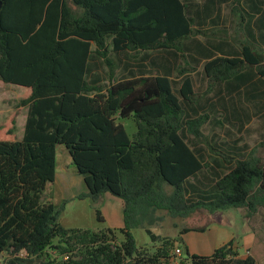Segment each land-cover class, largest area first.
<instances>
[{
	"label": "trees",
	"instance_id": "obj_1",
	"mask_svg": "<svg viewBox=\"0 0 264 264\" xmlns=\"http://www.w3.org/2000/svg\"><path fill=\"white\" fill-rule=\"evenodd\" d=\"M263 20L264 0H0V81L30 91L20 102L21 139L0 141L1 264H258L240 257L232 240L209 256L186 250L177 262L176 239L151 228L165 216L264 208V163L234 147L209 157L189 141L199 142L208 115L218 112L197 99L187 69L177 68L179 81L166 66L157 76L113 74L128 53L177 58L186 51L205 60L210 87L235 89V81L258 77L257 116L264 109V60L254 48L264 46ZM101 64L107 77L96 73ZM127 118L135 124L131 137L118 123ZM59 145L87 189L76 199H88L102 223L103 195L119 198L121 229L60 224L69 201L44 197ZM136 229L158 246L139 247ZM192 231L206 228L184 226L179 234Z\"/></svg>",
	"mask_w": 264,
	"mask_h": 264
},
{
	"label": "rangeland",
	"instance_id": "obj_2",
	"mask_svg": "<svg viewBox=\"0 0 264 264\" xmlns=\"http://www.w3.org/2000/svg\"><path fill=\"white\" fill-rule=\"evenodd\" d=\"M228 1L230 4L232 0ZM226 27H229V25H226ZM255 51L263 56L258 48H256ZM186 53L187 52H182L180 55H187ZM132 56L133 55H130V58H121V61L125 65L128 59L137 60L139 58V55L135 56V59H133ZM142 56L143 54L141 57ZM111 58L113 57L111 56ZM262 58L264 60V56ZM180 59V63H184V60L182 58ZM201 70L200 68L197 73H200ZM96 73L100 74L102 77H107L110 72L107 67L101 64L96 70ZM124 74L125 72L122 67L120 69H115L113 74L114 79L118 80ZM194 82L197 87L196 95L200 96L202 99L208 98L211 94L209 87L205 88L200 78H194ZM104 84L108 85L109 83L106 81ZM29 94L30 91L26 88L5 84L0 81V141L21 139L26 108L21 106L20 102L26 99ZM208 116L207 123L202 129L203 138L199 140V146L205 150V155L209 157H216V155H214L216 153L224 155L225 152L229 150V147H234L237 149V153L243 154L244 156L259 158L264 163V113L252 117L250 123L241 129L237 126L223 124L220 119V124H217L218 121L213 120L211 115ZM118 123L124 127L129 137L135 132V124L132 118L119 119ZM61 165L65 167L68 174H76L67 151L62 145H59L56 148V172L61 171ZM221 171L225 172L223 170H220V172ZM200 180H202L201 177ZM50 190L51 187H48L44 192V197L46 200H54L57 205V198L54 193L49 192ZM116 199L118 200V198ZM106 202V198L102 197L97 204L100 211L104 209L103 203ZM102 212L103 211H101V213ZM61 221L68 229L78 228L92 231L106 229L108 224L106 221L102 223L96 221L94 207L88 199L79 200L76 198L68 202L60 217L59 222ZM184 226L204 227L206 228V232L205 234H200L199 232L192 231L188 234H179L180 229ZM212 227H214L215 230L212 229ZM217 227L222 230H216L218 229ZM151 230L155 235L160 237L176 239V247L172 251V254H174L177 248L181 250L180 256L175 257L173 255L177 262H180L181 258H186V250H188L187 244L197 247V253L200 256L212 254L211 251L217 247L220 240L222 241L225 239L227 233L233 241L235 249H238L240 254H245V257L253 255L257 263L264 262V208L261 207H259L255 213L250 214L246 209H229L213 213L206 210H199L187 219H171L165 216L164 221L158 226L152 227ZM132 233L139 247L152 251L158 246L157 244L151 243L149 237L143 230L136 229L133 230ZM218 233H220V240L216 238ZM117 238L118 241L122 239L119 235ZM204 246L207 248L206 250ZM1 263L2 262H0V264Z\"/></svg>",
	"mask_w": 264,
	"mask_h": 264
},
{
	"label": "crops",
	"instance_id": "obj_3",
	"mask_svg": "<svg viewBox=\"0 0 264 264\" xmlns=\"http://www.w3.org/2000/svg\"><path fill=\"white\" fill-rule=\"evenodd\" d=\"M264 21V20H263ZM199 39V37H198ZM201 40V38L199 39V41ZM186 45H191L190 42L186 43ZM258 48V50L260 52H262L263 56H264V46L257 44L256 47L254 48V50ZM186 51H184L183 53H185ZM143 54V56L141 57V55ZM187 55H180V53L177 54V58H175L176 56H170L168 54H164V53H143V52H134V53H128V55L126 57L130 58V55H133L132 58L135 59V56L139 55V58L137 60H127L128 62L124 65L123 62L121 61V67L123 69V71L125 72V74L120 78H124V77H129L131 72L136 73V75H153V76H157V75H162L164 70H165V66L166 67H170L172 70V74H171V78L173 80L179 81L180 77H177V68H185L188 70V72L186 73L187 76L190 77V79L192 80V90L195 93V96L197 97V99H199L202 104H205V106L209 107L211 105H215V110L218 112V116L214 117L213 119L219 121L222 120L221 122L223 124H229L231 126H237L240 129V122L242 121L245 122L246 121V116H249V120L251 121L252 117H256L255 113L257 111L260 110L261 105L259 103V97L261 96L260 94V86L258 84H256L259 80L258 77H253L251 80H249V82H240L239 84L235 81V89L228 87L226 84L223 85L222 87L220 86L219 88H217L215 85L213 87H210L208 84V79L206 78V76L204 75L203 72V66L205 64V60H203L202 58H199L198 56L193 57V59H191L189 56V52L186 53ZM186 56V57H185ZM125 56H123L122 58H126ZM180 58H182L184 60V63H180ZM185 65V66H182ZM137 66H139V68H137ZM142 66V67H140ZM121 67H119L118 69H120ZM127 67V70H124ZM201 68L202 70L200 71V73H197L198 70ZM200 78L201 83L204 84V87L208 88L209 87V91H210V96L208 98H204L202 99L200 96L196 95V85L194 82V78ZM262 91H264V88H262ZM223 98V100L225 101L226 105H221V99ZM220 101V104L218 103ZM219 106H218V105ZM221 106V107H220ZM260 106V107H259ZM222 108V109H221ZM264 113V109H262L259 113L262 114ZM224 114V115H222ZM258 116V115H257ZM250 121L248 123H244V126H246L247 124L250 123ZM243 126V127H244ZM189 141L191 143H196L197 146L199 148H201L199 146V142L197 140H194L192 138L189 139ZM205 155V150H204V154ZM207 158V157H206ZM62 169L60 172H56L55 175V180L53 183L49 184L47 186L51 187V190L49 191L50 193H54L56 196V203L59 204L61 201L63 200H68L69 202L73 199H75L78 195L86 193L87 189L86 186L83 182V179L81 176L71 173L68 174L67 170L65 169V167H63V165H61ZM46 189V190H47ZM45 190V191H46ZM104 198H106V203H103V211L101 213L104 221H106L107 224V228L110 229H121L123 227V202L118 198V200L116 199L117 197L112 196L109 193L104 194L103 196ZM51 201V200H50ZM55 204L54 200L51 201ZM68 204V203H67ZM67 206V205H66ZM66 208V207H65ZM113 220V221H112ZM61 225L66 228L63 224L62 221L60 222ZM219 230L221 231L222 229L217 227ZM68 229V228H66ZM78 229V228H76ZM212 229L215 230L214 227H212ZM206 232V231H205ZM205 232L200 233V234H205ZM188 234V233H187ZM220 233H218L216 235V238L218 240H220ZM229 241H231L230 236L228 235V233L226 234L225 239H223L222 241L220 240V243H218L217 247L214 248L211 252H213L215 249L227 244ZM188 245V251L191 254H195V255H199L198 252V248L187 244ZM205 247V246H204ZM205 250L207 249L206 247L204 248ZM239 256L240 257H245V254L242 255L240 254L239 250L236 249ZM207 255V254H206ZM209 256V255H208ZM255 260L256 258L251 255Z\"/></svg>",
	"mask_w": 264,
	"mask_h": 264
},
{
	"label": "built area",
	"instance_id": "obj_4",
	"mask_svg": "<svg viewBox=\"0 0 264 264\" xmlns=\"http://www.w3.org/2000/svg\"><path fill=\"white\" fill-rule=\"evenodd\" d=\"M175 257H178V256H180L181 255V250L180 249H175V251H174V254H173ZM258 264H264V262L263 263H258Z\"/></svg>",
	"mask_w": 264,
	"mask_h": 264
},
{
	"label": "water",
	"instance_id": "obj_5",
	"mask_svg": "<svg viewBox=\"0 0 264 264\" xmlns=\"http://www.w3.org/2000/svg\"><path fill=\"white\" fill-rule=\"evenodd\" d=\"M2 258V256L0 255V259Z\"/></svg>",
	"mask_w": 264,
	"mask_h": 264
}]
</instances>
